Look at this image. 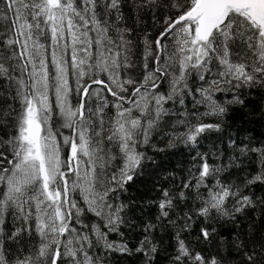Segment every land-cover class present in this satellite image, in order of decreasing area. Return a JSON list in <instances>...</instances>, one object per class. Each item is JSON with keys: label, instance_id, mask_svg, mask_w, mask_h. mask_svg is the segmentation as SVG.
I'll use <instances>...</instances> for the list:
<instances>
[{"label": "snow or ice", "instance_id": "snow-or-ice-1", "mask_svg": "<svg viewBox=\"0 0 264 264\" xmlns=\"http://www.w3.org/2000/svg\"><path fill=\"white\" fill-rule=\"evenodd\" d=\"M0 264H264V0H0Z\"/></svg>", "mask_w": 264, "mask_h": 264}]
</instances>
